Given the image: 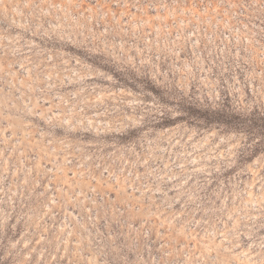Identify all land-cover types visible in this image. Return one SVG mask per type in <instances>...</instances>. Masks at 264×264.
Listing matches in <instances>:
<instances>
[{
  "label": "rangeland",
  "instance_id": "rangeland-1",
  "mask_svg": "<svg viewBox=\"0 0 264 264\" xmlns=\"http://www.w3.org/2000/svg\"><path fill=\"white\" fill-rule=\"evenodd\" d=\"M0 264H264V0H0Z\"/></svg>",
  "mask_w": 264,
  "mask_h": 264
}]
</instances>
